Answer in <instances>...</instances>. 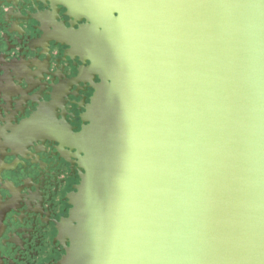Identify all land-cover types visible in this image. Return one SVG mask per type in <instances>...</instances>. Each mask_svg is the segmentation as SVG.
<instances>
[{"label":"water","instance_id":"obj_1","mask_svg":"<svg viewBox=\"0 0 264 264\" xmlns=\"http://www.w3.org/2000/svg\"><path fill=\"white\" fill-rule=\"evenodd\" d=\"M45 1L94 89L61 264H264V0Z\"/></svg>","mask_w":264,"mask_h":264},{"label":"flooded vegetation","instance_id":"obj_2","mask_svg":"<svg viewBox=\"0 0 264 264\" xmlns=\"http://www.w3.org/2000/svg\"><path fill=\"white\" fill-rule=\"evenodd\" d=\"M47 16L65 29L85 24L44 0H0V264H61V226L84 172L58 139L86 125L90 62L45 43L37 18Z\"/></svg>","mask_w":264,"mask_h":264}]
</instances>
